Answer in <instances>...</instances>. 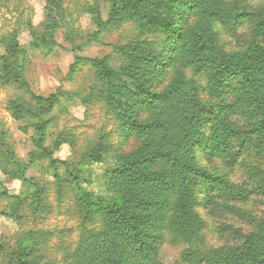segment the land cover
I'll list each match as a JSON object with an SVG mask.
<instances>
[{"label": "trees", "instance_id": "1", "mask_svg": "<svg viewBox=\"0 0 264 264\" xmlns=\"http://www.w3.org/2000/svg\"><path fill=\"white\" fill-rule=\"evenodd\" d=\"M102 1L109 3V14L97 24L99 33L129 25L130 40L114 46L116 67L107 58L86 60L94 85L76 98L114 118L118 143H89L80 159L66 165L52 161L43 128L35 126L41 137L32 142L51 161L55 194L67 189L74 196L68 209L77 218L72 243L68 230L56 235L28 227L49 210L44 187L25 177L41 154L20 163L0 134V171L22 188L10 195L0 181L5 217L19 227L12 244L0 239V264H162L168 242L185 246L175 264H264V0L256 7L230 0ZM48 8L44 25L50 36L58 28L72 30L62 0H48ZM239 30L247 33L245 44L227 50L221 39ZM9 36L0 40L9 54L0 57V84H23L26 54ZM34 100L54 107L62 99ZM7 110L16 121L30 112L19 101L9 102ZM106 159L114 166L105 171L100 192L86 191L80 176L67 171L80 173L82 165ZM231 203L244 206L240 216L247 228L211 225L217 242L224 235L234 241L207 244L200 209L232 210ZM52 240L57 244L49 249Z\"/></svg>", "mask_w": 264, "mask_h": 264}, {"label": "rangeland", "instance_id": "2", "mask_svg": "<svg viewBox=\"0 0 264 264\" xmlns=\"http://www.w3.org/2000/svg\"><path fill=\"white\" fill-rule=\"evenodd\" d=\"M230 1L246 7L260 6L261 3V0ZM62 3L72 30L58 28L52 36L47 33L44 25L49 13L48 0H5L0 5V40L15 35L16 46L26 54L22 69L23 84L13 81L6 85L0 84V134H3L2 141L6 149L18 162L27 165L30 163V154L36 151L41 154L32 142L41 137V133L35 129L36 125L43 128V147L52 153V161L66 165L80 159V154L89 143L99 144L102 138L113 146L118 143V126L114 118L106 114L100 105L83 107L76 97L85 95L94 85L93 70L86 60L107 58L112 67L119 65L120 61L114 55L113 48L130 40V27L126 25L116 32L99 33L97 24L106 21L109 14V3L106 1L62 0ZM89 8L97 10L94 14H89L86 12ZM246 34L239 30L234 38L224 36L221 41L227 50L234 51L243 47ZM7 55L9 56L7 49L0 46V57ZM186 74L188 77H195L190 70H186ZM196 81L203 85L199 78ZM36 97L62 100L60 105L56 104L54 107H51L52 101L37 106L34 100ZM12 101H19L30 111L20 121L14 120L7 110L8 103ZM58 140L62 143L55 150L54 145ZM40 156L41 160L29 164L25 177L39 187H44L49 210L45 219L33 221L28 227L56 235L61 230H68L71 233L69 240L75 243L77 218L73 210H68L74 205V196L67 189L62 194H55L51 161L43 154ZM113 166V161L106 159L101 164L82 165L78 170L80 173L73 167L66 170L80 176L86 191L100 192L102 177ZM57 168L58 172L65 175V167L57 164ZM232 174L230 179L234 182L239 172ZM0 181L4 182L10 195H17L22 189L20 182L8 180L1 171ZM231 205L234 208L232 210L219 207L206 212L200 209L203 220L208 224L205 230H208L207 244L214 246L234 241L231 236L224 235L220 237L221 244L217 242L215 233L210 232L211 225L228 224L243 230L247 228L240 216L244 206L239 203ZM7 209L8 202L0 201V239L12 244L14 236L19 233V227L15 221L5 217ZM25 222L27 224L29 220ZM56 244L52 240L49 249L55 248ZM184 249V245L176 242L165 243L160 252L162 264H175Z\"/></svg>", "mask_w": 264, "mask_h": 264}]
</instances>
